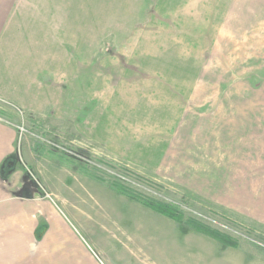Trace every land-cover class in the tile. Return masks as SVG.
Listing matches in <instances>:
<instances>
[{
  "label": "rangeland",
  "instance_id": "1",
  "mask_svg": "<svg viewBox=\"0 0 264 264\" xmlns=\"http://www.w3.org/2000/svg\"><path fill=\"white\" fill-rule=\"evenodd\" d=\"M37 1L0 28V58L22 57L17 40L36 52L22 84L0 85L12 195L48 200L94 264H264V1L68 0L64 20Z\"/></svg>",
  "mask_w": 264,
  "mask_h": 264
},
{
  "label": "crops",
  "instance_id": "2",
  "mask_svg": "<svg viewBox=\"0 0 264 264\" xmlns=\"http://www.w3.org/2000/svg\"><path fill=\"white\" fill-rule=\"evenodd\" d=\"M23 1L0 0V28H3V22L7 20V13H9V20L12 22L20 20V8L24 4ZM25 1L31 3V0ZM68 2V0H38L37 3L42 5L38 14H41L45 19H49L53 15L56 20L67 19L69 15ZM240 2L241 0H233L232 9L239 7ZM43 6L49 8L45 9ZM36 15L37 12L31 8L29 10L31 19ZM258 21L260 22L259 17ZM9 27L13 29L12 26ZM19 33L21 34V32ZM20 43L17 40V45L21 47L17 52L18 54L22 53L21 58L14 57L16 60L11 63L8 57L4 55L3 59L0 58V85H20L27 73L33 70L29 63L31 62L29 55L34 53L33 63L35 64V49ZM6 50L8 52L3 49L5 55H13L11 52L13 50L10 48ZM1 53L0 50V55ZM3 60L4 63L8 61L7 67L1 68V61ZM12 63L16 67L12 68ZM13 72L15 73L11 75ZM34 82L36 81L34 80ZM262 140L264 142V139L260 137L252 149H260ZM15 146L14 128L7 122L0 120V163L5 157L12 154ZM221 156L223 157V154ZM254 159L256 163L260 164V160ZM9 187L12 188V185ZM13 193L17 195V192ZM53 211V206L50 205L49 201L41 199V197L23 200L20 196L12 195V192L0 179V264H94L95 260L93 257L91 258L84 246L79 248L75 243L72 244L71 241L67 240V230L69 231V229L55 212L57 217L53 216Z\"/></svg>",
  "mask_w": 264,
  "mask_h": 264
},
{
  "label": "trees",
  "instance_id": "3",
  "mask_svg": "<svg viewBox=\"0 0 264 264\" xmlns=\"http://www.w3.org/2000/svg\"><path fill=\"white\" fill-rule=\"evenodd\" d=\"M11 172V170H10ZM116 190V189H115ZM120 194L127 195L130 198H134L135 200H138V203L150 208L156 213L163 214L165 217L169 218L170 220L174 221L176 224L180 226H184L185 228L192 230L194 232L203 234L204 236H207L224 247L226 246H232L237 247L236 241L231 239L228 235L222 234L219 231H217L214 228H211L209 226H206L196 220L193 219H184L182 217L181 211L179 209V206L174 203H168V202H156L152 201L150 199H144L139 198L136 195H132L130 193L124 192L122 190H116Z\"/></svg>",
  "mask_w": 264,
  "mask_h": 264
}]
</instances>
